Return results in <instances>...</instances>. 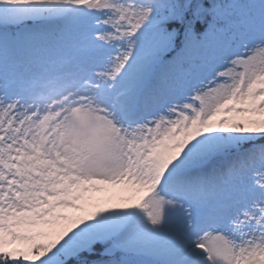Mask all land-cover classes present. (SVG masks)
Wrapping results in <instances>:
<instances>
[{"label": "snow or ice", "instance_id": "snow-or-ice-1", "mask_svg": "<svg viewBox=\"0 0 264 264\" xmlns=\"http://www.w3.org/2000/svg\"><path fill=\"white\" fill-rule=\"evenodd\" d=\"M0 264H264V0H0Z\"/></svg>", "mask_w": 264, "mask_h": 264}]
</instances>
